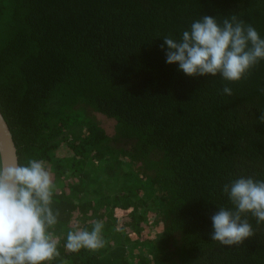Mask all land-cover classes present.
<instances>
[{"label": "trees", "instance_id": "1", "mask_svg": "<svg viewBox=\"0 0 264 264\" xmlns=\"http://www.w3.org/2000/svg\"><path fill=\"white\" fill-rule=\"evenodd\" d=\"M204 15L264 39V0H0V112L18 164L45 161L59 212L45 264H264L251 214L241 245L209 238L211 215L232 208L223 185L264 180V60L230 82L189 77L161 48ZM92 221L104 247L67 251Z\"/></svg>", "mask_w": 264, "mask_h": 264}, {"label": "clouds", "instance_id": "2", "mask_svg": "<svg viewBox=\"0 0 264 264\" xmlns=\"http://www.w3.org/2000/svg\"><path fill=\"white\" fill-rule=\"evenodd\" d=\"M167 46L166 63L178 64L189 77L219 74L238 82L260 60H264V39L237 15L223 19L222 25L208 15L193 21L182 38H163ZM264 92V89H261ZM231 96L232 89L222 88ZM259 121L264 122V112ZM53 179L44 160L30 159L27 165L5 164L0 160V264H45L59 256L57 239L49 228L58 222L59 212L51 208ZM232 208L219 207L211 215L209 238L221 245H241L255 235L246 214L264 222V180L240 177L223 185ZM91 231L77 229L67 234L65 248L97 250L105 245L103 222L92 221Z\"/></svg>", "mask_w": 264, "mask_h": 264}, {"label": "water", "instance_id": "3", "mask_svg": "<svg viewBox=\"0 0 264 264\" xmlns=\"http://www.w3.org/2000/svg\"><path fill=\"white\" fill-rule=\"evenodd\" d=\"M0 160L5 164L18 163L16 148L9 129L0 112Z\"/></svg>", "mask_w": 264, "mask_h": 264}, {"label": "rangeland", "instance_id": "4", "mask_svg": "<svg viewBox=\"0 0 264 264\" xmlns=\"http://www.w3.org/2000/svg\"><path fill=\"white\" fill-rule=\"evenodd\" d=\"M87 115L89 117H92L96 120V122H98L103 128H105L107 130L108 133H112L113 131V127L115 122L113 120H109L99 114L94 113L93 111H91L90 109H87Z\"/></svg>", "mask_w": 264, "mask_h": 264}]
</instances>
